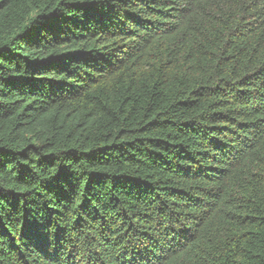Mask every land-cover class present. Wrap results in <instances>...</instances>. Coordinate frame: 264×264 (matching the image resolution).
Returning <instances> with one entry per match:
<instances>
[{
    "label": "trees",
    "instance_id": "16d2710c",
    "mask_svg": "<svg viewBox=\"0 0 264 264\" xmlns=\"http://www.w3.org/2000/svg\"><path fill=\"white\" fill-rule=\"evenodd\" d=\"M0 264H264V0H0Z\"/></svg>",
    "mask_w": 264,
    "mask_h": 264
}]
</instances>
